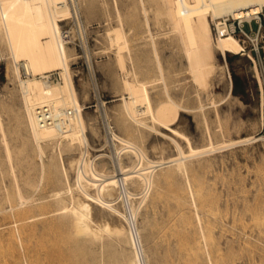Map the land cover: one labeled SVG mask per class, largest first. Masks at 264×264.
Wrapping results in <instances>:
<instances>
[{"label": "rangeland", "instance_id": "374dc122", "mask_svg": "<svg viewBox=\"0 0 264 264\" xmlns=\"http://www.w3.org/2000/svg\"><path fill=\"white\" fill-rule=\"evenodd\" d=\"M139 1L70 0L71 10L74 12L72 13L73 17L70 19L77 17L76 22L74 23L70 19L62 21L63 25L67 23L72 27L73 36L68 45L72 47L70 49L72 52L71 68L76 77L77 86L79 89L81 88L79 78L82 75L88 76V80L91 81L88 96L85 99L84 111L88 116H96L94 125L96 129L93 131V127L88 128V135L92 144L90 152L93 155L105 152L107 156L112 155V158L117 159L120 147H118V142L115 140L110 128L122 134H131V131L128 132L129 128L128 130L126 128L128 126L122 124V122H125L121 120L122 118L120 119L121 105L119 103H122L121 97L123 94L120 80L122 73L115 59L117 46L111 43L107 32L114 25L123 22L131 52L135 59L140 57L142 63H146L144 58L148 60L149 56L147 55L150 54V31L145 24ZM145 1L147 9L149 8L148 12H150L151 31L157 37L161 49L164 46L162 49L164 57H167L170 64L173 63V68L177 70H173L175 73L172 71V76L170 75L172 81L175 80L173 85L170 76L168 77L170 80H167L171 82L176 98L179 99L180 97L182 103L191 105V109L182 112L178 126L191 137L194 146L210 145V141H212L216 146L222 144V147L201 154L202 156L191 157L189 159V173L183 174L181 172L178 173L179 175L174 176L176 178L170 176L168 181V178H166V181H161L159 184L161 188L159 186L158 188L163 193L160 192L159 197L158 195L157 197L153 196L155 194L154 188L151 194L149 193L147 200L145 199L140 204V189L133 186L130 187L132 191L129 194L132 197L127 193L123 195L122 209L129 218L132 216H129V214L133 213L130 212L131 209L137 208L139 206L138 202L140 204L136 217L138 220L132 217V220L134 219L132 225L135 222L133 228L136 234L137 229L141 228L143 241L138 238V243L144 264H192L195 258L199 259L200 264H211V260L212 264H264V28L260 35L259 55L250 52L251 45H248L242 51L243 53L228 52L225 57L217 52L216 57L218 59H215V67L213 73H211L212 77L210 76V83L208 81V88H205L198 85L191 78L192 75L186 67V60L175 49L176 47H173L172 43H175V41H171L169 36L168 18L165 13H159L158 11L163 8L161 0ZM260 14L264 21V7ZM236 36L240 39L239 35ZM240 41L242 42L241 39ZM6 43L3 34L0 35V112H2L1 118L2 115L4 117L2 119L4 130H1L2 127L0 126V189H4L2 190L4 192L0 190V220H2L0 221V264H81L82 259V264H123L118 261L111 262V257L108 253H105L107 249L102 241L103 239L93 244L94 246L92 245L93 248L90 251L81 254L70 252L71 242L67 237V227L62 226L59 228L60 226L55 224L54 227L57 230L58 228L62 230L66 228L63 233L59 232V234V230L55 231V229L51 232H47L48 230L41 232V228H39L41 222L38 218L41 215H36L38 225L34 233L28 236L30 242L26 239H22V241L19 238L15 239V235L12 237L15 229L13 228L11 231L12 227H15L12 224L15 219L13 204L16 201L11 190L12 183L15 182V175L7 159V153L5 152L7 141H4V137L11 146L13 160L16 161V163L14 161L15 171L20 182L21 180L22 182L28 180L30 177V181L33 179L35 182L38 180L36 183H41L36 191L32 189L28 192L32 195L35 193L34 196L43 193L42 195L47 194L46 198H49L51 197L50 194L58 189L57 186H64V183L68 184V181L74 184L75 172L73 164L66 160L70 152L64 151L63 156L65 157L70 179L67 181L66 176L63 175L60 183L55 182L57 181L56 172L50 173V170L43 175L41 157L33 148L32 145L34 144L29 141L31 140L29 139L30 135L27 133L28 130L26 131L27 128L25 129L27 125H25V119L22 117L24 116V114L22 115L24 107L22 106L21 88L19 79L15 77L12 71L14 60ZM127 50L128 48H125L124 52L127 53ZM250 53L256 59L261 81L258 79L257 69L254 65L255 61L249 55ZM21 68L23 76L24 70L23 67ZM56 71L59 72L60 70ZM147 74L151 76L153 71L151 70ZM23 77L27 78L25 75ZM231 79L232 86L230 85ZM55 80H61V74ZM150 92L154 104L162 98L158 87L150 88ZM202 103H204L205 108L200 107ZM123 125H125L126 131ZM162 130L165 131L166 129ZM1 131L6 132L5 134L2 133L6 136H2ZM145 131L149 133L146 132V135L145 133L144 135L134 134L135 131L132 133L135 138H139L140 144L148 150L147 152H149L151 158H159L164 151L163 155L165 156L177 153L174 146H168L169 138L163 133H156V131L153 132L150 129H145ZM241 136H251L250 138L253 136L254 138L241 142L239 140ZM179 140L185 149H189V145L184 138L180 137ZM154 142H157L155 145H163L164 150H155L152 145ZM46 150L45 159L53 153L51 147L47 146ZM79 150L76 147L71 154L79 155ZM162 150L163 152H161ZM56 151H54V158H56L54 161H61V154L58 150ZM28 165L29 167H27ZM167 168L169 167L160 168L156 173L161 174ZM41 174L43 179H41ZM186 174L188 175L186 176ZM155 176L157 175L155 174ZM171 177L174 179L172 180ZM189 177L192 179L198 197L203 196V203L198 205V210L190 200L191 193L187 181ZM179 186L184 190L179 192ZM178 193H180V198ZM181 199L183 200L180 201ZM39 211V207H34L33 213L30 212V214ZM196 211L202 216L203 223L201 226L197 220ZM125 224L128 225L127 222ZM201 231H205V235ZM47 235L50 237H46ZM54 236L56 240H54ZM38 237H40L39 240ZM48 239L49 241L52 240L53 246L50 245ZM117 241V251H119L121 258H126V252H130L126 249H130L129 246L131 245L124 241L121 243L122 240ZM13 243L16 246H13ZM27 243H31L32 248H28ZM18 244L20 247L17 246ZM91 252L93 253L91 254Z\"/></svg>", "mask_w": 264, "mask_h": 264}, {"label": "bare ground", "instance_id": "6f19581e", "mask_svg": "<svg viewBox=\"0 0 264 264\" xmlns=\"http://www.w3.org/2000/svg\"><path fill=\"white\" fill-rule=\"evenodd\" d=\"M161 3L163 8L158 11L159 13H165L168 18L170 28L168 32L170 35L168 33L167 35L171 37V41H175V43H172L173 47H176L175 49L186 60V67L192 75L191 78H193L198 85L205 88H208L207 83L215 67L217 52H220L225 57L228 52L239 53L245 49L244 44L235 34L229 31L227 23L221 17L232 14L235 17L244 16L251 19L254 15H260L264 7V0H161ZM139 5L144 15L145 24L148 26L147 29L150 31V54L147 55L149 56V61L144 58L146 63L143 64L140 57H136V59L139 60L137 62L128 46L127 33L123 22L114 25L107 32L111 39V43L117 46L115 59L122 73V78L120 80L123 94L121 97L122 103H119L121 105V111L119 112V114L121 113L120 119L122 118L121 120L125 122H122V124L128 126L126 127L127 130L129 128L128 132L131 131V134L129 133L130 135H128L127 133L122 134L110 128L115 140L118 142V147H120L118 157L115 159L112 158V155L107 156L105 152L96 155L90 152L92 144L88 135V128L93 127V131L96 129V126H94L96 116H88L84 108L91 81L88 80V76L82 75L79 78L81 88H78L76 77L71 68L72 52L70 49H72V47L68 45L70 39L63 33L62 21L72 18V13H74L71 10L70 0H0V35L3 34L7 42L6 44L8 45L9 53L14 60L12 71L15 77L19 79L21 88L22 106L24 107L22 113L24 116L22 117L25 119V125H27L25 129L27 128L26 131L28 130L27 133L30 135L29 139L31 140L29 141L33 142V148H35V151L41 157V171L43 175L49 170L50 173L56 172L57 181L55 182L60 183L63 179V175L66 176L68 181L70 179L69 171L65 163V157L63 156V152L68 151L70 153L67 155L66 160L73 164L75 172L74 184L69 181L68 184L63 182L64 186H57L58 189L52 192L49 198H46L47 194L42 195L43 193L34 196L35 193L32 195L28 192L32 191V189L36 191L41 183H36L38 180L35 182L32 179L36 183L35 184L32 180H29L31 179L29 176L28 180H23V182L21 180L22 183L20 182L15 171L16 161L13 160L11 146L4 137V141H7L5 151L7 153V159L15 175V182H11V192L13 195L10 193V196L12 195L16 201L15 204H13L15 219L14 223H12L15 227L11 225V231L13 228L16 229V231L14 229L16 233H12V237L15 235V239L19 238L21 241L22 239L29 241L28 236L37 229L38 221L36 219L39 218L41 222L39 227L41 228V232L44 230L51 232V230L55 229V224H58L60 226H58L59 228L62 226L67 227V237L71 242L70 252L74 254L90 251L91 248H93V244L103 239L102 241L107 249L105 253H108L109 257H111V262L118 261L123 264H144V259H142L138 243V238L140 241H143L141 228L137 229L136 234L133 228L135 222L132 225V221L137 219L136 217L139 212L140 204L145 201V199L147 200L149 193L151 194L154 188L155 194L153 196L157 197L158 195L159 197L160 192H162L159 190V188H161V185L159 186L161 181H166V178H168V181L170 176L174 177L181 172H183V174L189 173V159L191 157L208 153L211 150L222 147V144L216 146L212 141H210V145L194 146L191 137L178 126L182 112L191 109V105L189 106L187 103H182L180 97L177 99L174 95L172 85L175 80L172 81L171 73L175 68L172 66L173 63L170 64V60L164 57L162 52L164 46L161 49L157 37H155L151 31L150 12H148L149 8L147 9L146 1L140 0ZM74 19H76V17H74ZM214 23L217 27V34L214 31ZM125 48H128L127 53L124 52ZM165 58H167V60H165ZM251 58L255 61L254 65L257 69L258 79L261 81L256 59L252 54ZM172 61L171 59V62ZM21 67H23L25 73H28L26 76L27 78H24V75L22 76ZM54 70H60L61 80L56 81L55 79H47L50 72ZM151 70L153 74L149 76L147 72ZM175 71L173 72L175 73ZM145 74H147V76H145ZM169 76L172 83L169 82ZM173 76L175 75L173 74ZM230 85H233L232 79ZM152 87H158L161 92L160 97H162L161 99L159 97L160 100H157L155 104L150 94V88ZM41 105H50L55 110L59 115V126L55 124H40L37 108ZM200 107L205 108L204 103H202ZM69 109H71V114L67 113ZM1 113L2 112H0V126L2 127L1 130H4V122L2 120L4 117L2 115L1 118ZM124 127L125 125H123V128ZM131 129L135 131L134 134L138 135H144V133L146 135V132L149 133L145 131V129H150L153 132L156 131V133H163V135L169 138V140L167 139L168 146H174L177 153L165 156L163 155L165 152H163L164 146L155 145L157 142H154L152 144L153 148L155 150L163 149L161 151L163 153H161L162 155L159 158H151V155L147 152L148 150L140 144L139 138H135L132 133L134 131ZM162 129L166 130L163 131ZM2 133H4V131H1V135ZM180 137L187 141L189 149H185L184 145H182L179 140ZM241 137L239 138L241 142L254 138L253 136L252 138H250L251 136ZM210 139H212V137H210ZM234 141H232V143H234ZM47 146L52 148L51 152L53 153L50 157L45 159V154L48 150V148L46 150ZM76 147L80 149V154H71L72 150ZM56 150L61 154V161H54L56 159L54 158V151ZM125 157L127 158L126 160ZM165 166L169 167L166 171L164 169L163 173H156L158 169ZM27 167H29V165ZM20 171L22 170L20 169ZM155 174L157 176H155ZM43 175L41 179H43ZM187 175L188 174H186V176ZM187 179L191 193V199H189L192 200L191 202L198 210V205L203 203V196L201 195L202 197H198L199 195L193 187L192 179L190 177ZM132 186L140 189L141 196L139 197L141 199L140 204L138 202L139 206L137 208L134 207L135 209H131L130 212L133 213L129 214V216L132 215L130 216L131 218H129L122 209L124 203L122 200L124 194H131L132 190H130V187ZM180 187L181 186H179V188ZM181 188L178 190L179 192L184 190ZM0 190L2 191L4 189ZM179 194L180 193H178V197ZM129 196L132 197L131 195ZM182 200L183 199L180 201ZM34 207H39L40 211L30 214V212L33 213ZM29 210L32 211L29 212ZM196 212L197 220L200 222L201 226L203 223L202 216L198 211ZM36 215H41V217L36 218ZM8 217L10 216L8 215ZM132 217L134 218L133 220ZM125 222H127L128 225H126ZM59 228V231L55 229V231H58V234L59 232L63 233V230L66 229L62 230ZM201 232L205 235V231ZM55 236L54 240H56ZM46 237L50 236L47 235ZM39 238L40 237H38V240ZM52 240L49 241L48 239L50 245H52ZM116 240H122L121 243L124 241L128 243V245H131L129 246L131 247L130 249H126L127 251L130 250V252L128 253L125 251L127 253V256L125 255L126 258H121L119 251H117ZM27 244L28 248H30L31 243ZM13 246L16 245L14 244ZM17 246L20 247L19 244ZM123 246L126 247L125 245ZM104 249L102 250L104 251ZM93 252H91V254ZM94 253L96 254V252ZM29 254L27 255L29 256ZM192 264H200L199 259L195 258Z\"/></svg>", "mask_w": 264, "mask_h": 264}, {"label": "built area", "instance_id": "2783aa9c", "mask_svg": "<svg viewBox=\"0 0 264 264\" xmlns=\"http://www.w3.org/2000/svg\"><path fill=\"white\" fill-rule=\"evenodd\" d=\"M261 15V14H260ZM260 15H254L251 19H248L244 16H233L232 14H228L225 17H221L227 23L229 31L235 35H239L242 43L244 44V48L248 45H251V53H255L256 55L260 54V35L264 28V21ZM77 19V17H76ZM76 19H72V22H76ZM69 24L63 25V33L65 36H68V39H72V30ZM214 30L217 34V27L214 23ZM243 49V50H245ZM251 53L249 54L251 56ZM24 75L27 76L28 73ZM58 71H51L49 77L47 79H57L59 76ZM68 114H71V109L68 110ZM37 115L40 124H55L59 126V115L55 112V110L50 105H41L37 108Z\"/></svg>", "mask_w": 264, "mask_h": 264}]
</instances>
